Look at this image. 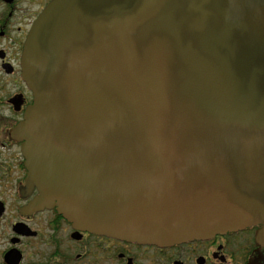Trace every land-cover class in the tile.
Returning <instances> with one entry per match:
<instances>
[{
  "label": "water",
  "instance_id": "obj_1",
  "mask_svg": "<svg viewBox=\"0 0 264 264\" xmlns=\"http://www.w3.org/2000/svg\"><path fill=\"white\" fill-rule=\"evenodd\" d=\"M22 65L34 209L159 246L264 226V0H54Z\"/></svg>",
  "mask_w": 264,
  "mask_h": 264
},
{
  "label": "flooded vegetation",
  "instance_id": "obj_2",
  "mask_svg": "<svg viewBox=\"0 0 264 264\" xmlns=\"http://www.w3.org/2000/svg\"><path fill=\"white\" fill-rule=\"evenodd\" d=\"M53 1L0 0V264H264L263 225L159 246L84 231L56 208L32 207L39 191L13 130L34 103L25 42Z\"/></svg>",
  "mask_w": 264,
  "mask_h": 264
}]
</instances>
